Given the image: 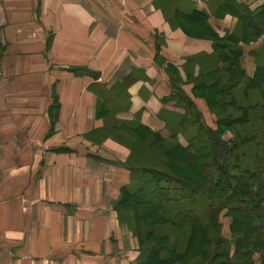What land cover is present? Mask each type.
<instances>
[{"label":"crops","instance_id":"0c3cea01","mask_svg":"<svg viewBox=\"0 0 264 264\" xmlns=\"http://www.w3.org/2000/svg\"><path fill=\"white\" fill-rule=\"evenodd\" d=\"M218 3L0 0V264H140L138 237L118 215L130 149L107 129L179 130L175 83L191 95L193 56L212 54V41L173 19L204 11L212 34L228 36L237 19ZM240 65L253 75L250 55Z\"/></svg>","mask_w":264,"mask_h":264},{"label":"trees","instance_id":"16d2710c","mask_svg":"<svg viewBox=\"0 0 264 264\" xmlns=\"http://www.w3.org/2000/svg\"><path fill=\"white\" fill-rule=\"evenodd\" d=\"M218 9L236 17V28L228 36L216 37L231 44L226 52L214 53L209 58L210 69L201 72L197 85L206 87L218 104L219 127L231 126L236 138L228 143L223 141L203 123L199 113L193 111L192 102L178 89L179 99L186 109L178 131L165 138L137 124L142 129L136 125L129 130L137 135L148 132L140 145L119 137L130 149L126 166L131 179L122 187L118 215L138 237L140 264H186L184 257L194 240L195 229L207 223L218 224L222 210L230 213L234 222L247 228L237 241L250 244L238 252L241 259L222 264H254L251 253L255 250V239L251 238L252 234L264 246V47L257 53L253 75L247 77L240 65L242 50L238 46V42L264 34V2L250 8L235 0H219ZM191 16L199 17L209 29L204 11H196ZM239 90H243V95H238ZM177 132L183 136L184 144L177 140ZM150 135L160 141L174 139L176 143L172 150L162 153L173 152L179 157L174 161L183 163L179 168L189 169L192 176H181L169 167L155 163H145L137 168L136 160L144 149L153 150L152 139L147 141ZM128 211L133 214V222L126 215ZM144 213H148L146 219L140 217ZM164 219L183 225L187 240L171 241L167 234L158 233L155 227ZM225 245L228 248L229 243ZM227 248L218 253H228ZM234 249L236 252V244Z\"/></svg>","mask_w":264,"mask_h":264},{"label":"rangeland","instance_id":"374dc122","mask_svg":"<svg viewBox=\"0 0 264 264\" xmlns=\"http://www.w3.org/2000/svg\"><path fill=\"white\" fill-rule=\"evenodd\" d=\"M264 2V0H263ZM262 2V3H263ZM261 3V4H262ZM260 4V5H261ZM259 6L256 5L255 8ZM222 11V9H219ZM229 12V11H224ZM230 13V12H229ZM232 16L233 14L230 13ZM235 17V16H234ZM176 22H179L181 24V28L186 32V34L200 38V39H208L212 41V54H206L205 52H201L199 54H196L193 56V60H195L196 63L195 66L197 67L196 74H188L186 76L185 82L183 85H191V95L194 97H197L202 100L204 106H205V112L201 111L194 103L193 98L191 95L183 91L182 89V82L178 81L175 84L179 87L180 86V93L183 94L187 98V100L192 102L193 111H196L201 116V120L203 123L210 129L214 130L213 132L220 136V138L225 141L226 143L231 142L235 136V132L231 126L221 128L218 125V120L221 116H219V113L217 112L218 104L214 101L212 94L210 91L201 85H197V82L201 78V72L202 71H209V67L211 65V60H209L210 57L214 53H223L227 51L228 42L226 43V46L224 45L222 40H217L216 37L212 34V32L204 25L203 20H200L199 17H192L187 16V18H184L183 20H177L173 19ZM172 23V20H171ZM220 41V42H217ZM222 41V42H221ZM239 48L242 50V55L245 53L246 56L250 55L252 58V61H254L256 65V56L257 53H259V50L264 47V34H260L257 36H251L244 42H238ZM208 56L205 60H203V57ZM202 58V59H201ZM201 59L202 61L197 62ZM211 59V58H210ZM227 62V60H225ZM229 61V60H228ZM208 76V75H207ZM181 84V85H180ZM238 95H243V90H239ZM221 119V118H220ZM112 123V122H111ZM110 123L108 130V133L113 134L116 138L119 139L122 138L124 141L130 142H138L137 145L141 144L142 138L144 135L148 132H138L139 136L135 133V131L131 132L132 130H129L128 125H125L124 123ZM139 124V123H138ZM141 127H143L141 124H139ZM138 126V125H137ZM139 129H142L140 128ZM134 126L132 125V128ZM146 128V127H143ZM147 129V128H146ZM148 131L152 132V130L147 129ZM130 138V139H129ZM152 139L153 141V150H148L142 152L141 156L137 158V168L142 167L145 163H155L157 165H162L164 167H169L172 172L179 174L181 176H187L191 175V172L187 168H179L181 167L182 162L174 161L175 158L179 159L173 152L168 153V155H163V150H172L173 145H175L176 141L174 139H167L165 141L157 140L155 136H148V143ZM137 149V148H136ZM147 153V154H146ZM140 154V153H139ZM159 163V164H158ZM180 164V166L178 165ZM192 176V175H191ZM189 177V176H188ZM131 179V176H130ZM129 179V183H130ZM199 179V178H198ZM127 183V185L129 184ZM144 209V208H142ZM146 209V208H145ZM148 213L141 214L140 217L145 218ZM126 215H129L131 217V220L133 222V214L130 215V212L128 211ZM128 216V217H129ZM155 216V215H152ZM218 224L216 223H207L203 225L200 228L195 229L194 232V240L190 242L188 252L184 257V260L186 264H222L224 261H232L236 258H240L239 251L242 249H246L250 244L248 243H240L237 240L239 239V236H241V233L244 230H247L245 226L242 224L236 223L233 220V217L230 213H227L226 210H222L219 213L218 216ZM134 224V223H133ZM156 231L160 234H167L170 237V240H187L186 235V229L183 225L178 224L177 221H171V220H165L162 222V220L159 222V225L155 227ZM191 231V230H190ZM251 238L255 239V250H253L252 257L257 256V254L264 253L263 251V245L261 242L256 238L253 234L251 235ZM227 242L228 248L225 245ZM151 244V243H149ZM153 244V243H152ZM234 244L237 245V251L230 252L231 247L234 246ZM147 245V242L145 243ZM227 248L228 253L226 254H219L221 250ZM241 259V258H240Z\"/></svg>","mask_w":264,"mask_h":264}]
</instances>
